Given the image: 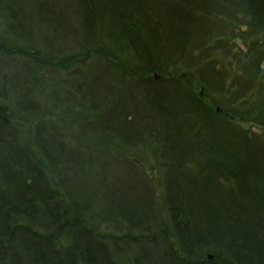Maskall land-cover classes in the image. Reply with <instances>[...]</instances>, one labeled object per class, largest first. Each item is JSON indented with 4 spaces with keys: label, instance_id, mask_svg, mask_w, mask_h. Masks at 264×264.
Masks as SVG:
<instances>
[{
    "label": "trees",
    "instance_id": "1",
    "mask_svg": "<svg viewBox=\"0 0 264 264\" xmlns=\"http://www.w3.org/2000/svg\"><path fill=\"white\" fill-rule=\"evenodd\" d=\"M227 24L258 69L264 0H0V264H264V198L216 179L241 127L177 72Z\"/></svg>",
    "mask_w": 264,
    "mask_h": 264
},
{
    "label": "rangeland",
    "instance_id": "2",
    "mask_svg": "<svg viewBox=\"0 0 264 264\" xmlns=\"http://www.w3.org/2000/svg\"><path fill=\"white\" fill-rule=\"evenodd\" d=\"M242 29L245 28L242 27ZM211 30H213V27H211ZM218 30L220 32L212 31L215 37H219L216 39L217 42L212 43L211 41L206 49L195 51L192 72L188 73L187 70L183 69L177 71L180 72L178 76L184 77H181L184 86L187 89L192 88L197 95L203 98L202 100L205 105L207 104V107L217 111L223 117L241 127L242 147L240 159L237 164L232 166V169L229 168L231 172L222 171V174L216 178L217 181L224 184L235 194L252 195L257 200H261V198H264V76L262 75L264 73V63L257 69L254 68L255 61L251 64L245 60L246 45L250 41L247 39L245 32H241L242 34L239 35V32L236 33L233 29L232 24H227L224 28ZM114 81V77H107L108 85L115 88L116 83ZM56 91L58 90L50 88L48 95ZM213 100L217 103L215 104ZM234 106H238L240 112H244L248 120L234 118L229 113V108ZM251 117L255 120H251ZM208 119L211 120V117H208ZM213 122L210 123L215 124ZM87 155L84 156L87 157ZM93 158L105 160L110 159V156L94 153ZM96 164L92 165L94 166L91 172L93 177L90 175L93 178L94 187L102 183L103 179L101 178L109 182L112 178L116 179L117 169L121 168L120 165L113 163L108 167L105 166V169L103 167L97 169ZM152 165L154 168L151 169L150 164H146L145 169L147 171L146 175L149 174L151 182L155 184L157 182L154 177L156 166L155 164ZM190 166L193 171L197 170L193 165ZM82 168L89 171L91 166L84 161ZM262 214L264 215V205ZM262 219L264 220V216ZM124 257L125 251L118 255L120 260ZM235 258L238 264L245 263L243 256H235ZM131 264H139V262ZM140 264H144V262L141 261Z\"/></svg>",
    "mask_w": 264,
    "mask_h": 264
}]
</instances>
